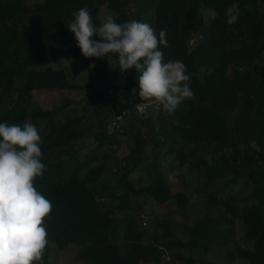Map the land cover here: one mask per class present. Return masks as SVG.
<instances>
[{
  "label": "trees",
  "instance_id": "obj_1",
  "mask_svg": "<svg viewBox=\"0 0 264 264\" xmlns=\"http://www.w3.org/2000/svg\"><path fill=\"white\" fill-rule=\"evenodd\" d=\"M233 2L239 18L228 25L224 10ZM104 5L118 23L135 19L166 31L164 58L185 64L194 93L172 115L160 108L112 125L140 98L136 73H121L113 54L83 57L67 30L81 7L99 26ZM204 10L214 17L206 21ZM197 32L202 38L190 45ZM64 63L89 70L92 84H74ZM108 82L126 96L122 106L100 91ZM40 91L82 99L43 109L34 99ZM83 103L89 116L64 118L69 105ZM0 122L38 129L46 169L34 186L52 205L48 245L74 246L78 264H215L206 259L215 248L228 262L264 264V0H0ZM122 145L129 154L120 159ZM159 152L198 178L204 212L183 226L185 239L176 235L172 208L185 211L190 198L172 194ZM141 198L171 212L144 225ZM235 219L248 247L235 239ZM42 260L52 264L49 252Z\"/></svg>",
  "mask_w": 264,
  "mask_h": 264
},
{
  "label": "clouds",
  "instance_id": "obj_2",
  "mask_svg": "<svg viewBox=\"0 0 264 264\" xmlns=\"http://www.w3.org/2000/svg\"><path fill=\"white\" fill-rule=\"evenodd\" d=\"M211 14L213 18L214 13ZM73 16L67 30L80 54L85 58L113 54L121 73H136L139 99L159 105L158 109L139 115L156 113L160 108L172 115L182 102L192 99L194 93L185 64L164 58L162 49L168 46L164 29L157 32L149 23L135 19L118 23L111 15L94 26L86 7L76 10ZM224 17L228 25L238 20L235 2L225 8ZM94 34L99 39H93ZM189 38L193 45L202 35L197 32ZM41 156V137L34 124L0 122V264H43V253H48L44 218L52 205L34 186V180L46 169Z\"/></svg>",
  "mask_w": 264,
  "mask_h": 264
},
{
  "label": "rangeland",
  "instance_id": "obj_3",
  "mask_svg": "<svg viewBox=\"0 0 264 264\" xmlns=\"http://www.w3.org/2000/svg\"><path fill=\"white\" fill-rule=\"evenodd\" d=\"M205 14V19L208 21L212 14L208 13L206 10L203 12ZM106 15H110L107 9V6L101 7L100 19L103 21ZM144 18V17H143ZM146 19V18H145ZM63 67H67L69 70V76L74 84L77 85H91L94 76L87 69L77 68L70 64H62ZM119 83L124 84L125 79L122 77L119 78ZM70 80V78H69ZM118 83V84H119ZM119 84V85H120ZM101 92H110L115 98L118 100L119 105L122 106L125 102L126 96L122 94L121 90L113 87L111 83H105L100 85ZM75 91H40L36 92L34 95V99L38 105H40L43 109H51L56 105H60L61 103H65L66 101L72 100H80L82 99V94H77ZM85 104H81L77 107L74 104H71L67 108V113L64 118L72 116L74 114L85 113L86 116L90 115V111L88 108H85ZM79 147V145H78ZM85 153L86 151H80L81 153ZM128 150L125 145H122L118 151V156L120 159L127 157ZM159 159L157 160L159 170L164 174L167 182L172 186V194L177 193L178 191H183L187 195H189V204L185 211H181L179 208L174 206L172 208L173 211H176L173 219L178 224V228L176 229V235L182 239H185V233L183 230V226L186 224L192 223L198 217H200L204 212V202L199 198V196L194 192L198 185V178L195 174H192L187 166H182L178 168V165L172 162V156H163V152H159ZM146 156H148L147 163L154 161L153 154L150 150H147ZM112 165H114L112 163ZM138 172H134L132 174L133 179H137L139 177ZM144 182V181H143ZM238 186L234 187L233 193L238 189ZM136 203L144 207V220L147 224L151 225L153 219L157 216H162L167 212H171L168 207L164 204H159L149 199L141 198L136 200ZM232 230L234 232L235 239L239 242L241 247H248L247 244L243 241V230L241 226V221L239 219H235L232 222ZM52 264H78L75 261L76 248L74 246H69L63 251H58L55 248L51 249L49 246L46 247ZM224 252L221 248H215L207 257L208 261H213L215 264H247L240 260H235L232 262H228L224 257ZM178 264L177 262H175ZM195 264H199L196 262Z\"/></svg>",
  "mask_w": 264,
  "mask_h": 264
},
{
  "label": "built area",
  "instance_id": "obj_4",
  "mask_svg": "<svg viewBox=\"0 0 264 264\" xmlns=\"http://www.w3.org/2000/svg\"><path fill=\"white\" fill-rule=\"evenodd\" d=\"M158 107L159 105L155 102L149 103L148 101H143L142 99H139L138 101L133 102L128 107L123 109V111L117 116L116 122H114L113 125L118 127L120 123L132 113L143 114L151 109H158ZM145 224L147 223L144 222V225Z\"/></svg>",
  "mask_w": 264,
  "mask_h": 264
}]
</instances>
